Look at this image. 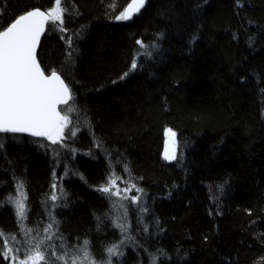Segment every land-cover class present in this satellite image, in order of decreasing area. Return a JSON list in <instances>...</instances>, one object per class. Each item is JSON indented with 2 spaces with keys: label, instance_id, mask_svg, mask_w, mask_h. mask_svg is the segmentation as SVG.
Returning <instances> with one entry per match:
<instances>
[{
  "label": "trees",
  "instance_id": "trees-1",
  "mask_svg": "<svg viewBox=\"0 0 264 264\" xmlns=\"http://www.w3.org/2000/svg\"><path fill=\"white\" fill-rule=\"evenodd\" d=\"M129 1L63 0V24H47L38 61L69 85L60 110L75 109L76 134L56 146L0 134V249L25 244L8 201L23 184L24 226L38 237L53 215L56 237L87 239L98 261L119 244L112 264H264V0H146L116 20ZM53 6L0 0V25ZM110 176L142 190L126 236L99 190Z\"/></svg>",
  "mask_w": 264,
  "mask_h": 264
},
{
  "label": "snow or ice",
  "instance_id": "snow-or-ice-1",
  "mask_svg": "<svg viewBox=\"0 0 264 264\" xmlns=\"http://www.w3.org/2000/svg\"><path fill=\"white\" fill-rule=\"evenodd\" d=\"M63 0H54V6L48 11L38 8L19 15L8 25H0V133H28L35 137H44L52 144L62 143L65 130L70 123L68 112L74 111L71 106L58 110L57 105H69L73 95L69 85L62 78V73L52 70L49 75L42 70L38 61L37 47L41 35L46 30L49 22L63 24L64 13L67 11L62 6ZM146 0H131L127 8L115 17L116 20H130L134 14L144 7ZM64 29L61 28V31ZM70 43V41H69ZM137 44L144 47L141 41ZM137 67L135 59L131 68ZM127 75V73H125ZM123 78V77H122ZM64 111L65 114H61ZM72 136L76 132L68 129ZM169 138L165 144L164 158L173 160L175 155L176 133L171 129L166 130ZM117 177L110 176L106 186H101L100 191L110 196L119 195L117 188ZM56 185H53L55 189ZM135 187V185H132ZM116 189L113 191V189ZM23 184L17 185V196L8 197L16 209V217L21 224V231L28 237L31 246L27 249L23 258L13 255V248L9 246V240L15 241L16 237H4L5 243L0 249V255L5 258L11 257L15 264H112V257L118 254L119 244H113L106 249L107 258L98 261L90 251V242L85 239L83 244L67 245L65 238L56 237L53 228L58 229V221L50 215V222L43 228L46 234L43 239H36L31 235L32 229L23 225L27 219L26 194L22 191ZM125 189L124 191H128ZM137 191H142L137 189ZM128 197H122L127 199ZM58 199L55 192L51 200ZM135 203L138 197H132ZM3 202H0L2 206ZM56 206L55 204L53 205ZM121 207H124L121 205ZM125 231L123 225H118ZM4 234L0 230V237ZM61 242L58 246L46 243L53 238ZM130 239V237H129ZM35 240V243L31 241ZM121 241L120 244H123ZM152 257V264H155Z\"/></svg>",
  "mask_w": 264,
  "mask_h": 264
},
{
  "label": "rangeland",
  "instance_id": "rangeland-1",
  "mask_svg": "<svg viewBox=\"0 0 264 264\" xmlns=\"http://www.w3.org/2000/svg\"><path fill=\"white\" fill-rule=\"evenodd\" d=\"M67 130V129H66ZM66 130H65V134H66ZM164 135V139H163V150H162V158L164 159V161L166 162H171V161H174L175 159L173 160H167L164 158V153H165V144H166V141L169 139L167 136H166V131L163 133ZM47 140V139H46ZM65 137H64V140L62 141V143H57V144H52L50 141H48L51 145H62L64 142H65ZM175 142H176V137H175ZM176 152H177V142L175 143V155H176ZM116 184H117V188L120 190L119 191V195L117 196H110L109 194H106L108 195V197L110 198V203L112 205V210H113V216H114V223L115 225H117V227L121 230V227H119L118 225H123L124 228L126 229L125 231H122L121 232L123 233V235L125 234L126 236V232L128 231V227L129 225L127 224V219H128V215H129V212L131 210V208L136 205V203H138L137 201L139 200V191L137 190H134L132 187L128 186V185H122L119 181H116ZM125 189H129L128 191H124ZM116 189L114 188L113 191H115ZM17 196V192H16V195L14 196L16 198ZM128 197L127 199H122V197ZM132 197H138V200L134 203L132 201ZM121 205H123L124 207H121ZM13 208H15L14 204H13ZM16 211V209H15ZM20 224V223H19ZM24 225V223H23ZM46 227V226H45ZM20 228H21V224H20ZM37 234V233H36ZM31 235L33 237H35L36 239H43L44 236L46 235L44 232L43 233H38V237L33 235V231L31 233ZM21 240L25 241V244L22 246L20 245V241H19V244H17L16 247L14 246H11L9 245L10 247L13 248V255H15L17 258H23L26 254V251L27 249L31 246V244L28 242V237L24 234V232L22 231L21 232ZM31 243H35V240L31 241ZM46 243H50V244H53V245H56L55 244V241L54 239L52 241H48ZM8 261L10 264H15L14 261L11 260V257L8 258Z\"/></svg>",
  "mask_w": 264,
  "mask_h": 264
},
{
  "label": "water",
  "instance_id": "water-1",
  "mask_svg": "<svg viewBox=\"0 0 264 264\" xmlns=\"http://www.w3.org/2000/svg\"><path fill=\"white\" fill-rule=\"evenodd\" d=\"M129 3H131V0L128 2V4ZM128 4H127V6H128ZM127 6H126V8H127ZM39 9V8H38ZM142 9V8H141ZM140 9V10H141ZM41 10V9H40ZM43 11V10H42ZM24 14V13H23ZM136 14H138V13H136ZM136 14H134L133 15V17L134 16H136ZM124 21H128V20H124ZM47 26V25H46ZM46 31V30H45ZM45 33V32H44ZM43 33V34H44ZM43 34L41 35V37L43 36ZM41 39V38H40ZM39 45H40V43H39ZM39 45H38V47H37V50H38V48H39ZM38 53V52H37ZM43 70V69H42ZM46 74V73H45ZM46 75H49V74H46ZM70 102V101H69ZM62 107H65V105H57V109L58 110H60ZM62 114V113H61ZM0 134H15V135H20V136H22V135H24V136H28V137H30V138H35V139H38V140H44V139H46V138H44V137H35V136H32V135H30V134H28V133H0Z\"/></svg>",
  "mask_w": 264,
  "mask_h": 264
}]
</instances>
